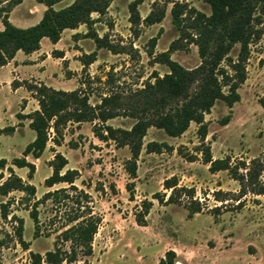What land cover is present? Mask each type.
Segmentation results:
<instances>
[{
  "label": "rangeland",
  "instance_id": "obj_1",
  "mask_svg": "<svg viewBox=\"0 0 264 264\" xmlns=\"http://www.w3.org/2000/svg\"><path fill=\"white\" fill-rule=\"evenodd\" d=\"M74 1L62 0L54 8H65ZM108 1L106 11L93 13L89 24L65 30L55 50L50 42L44 45L42 72L48 86L69 92L81 90L92 107L100 105L103 97L113 96V101L103 110L114 111L119 116L106 123L99 120L68 123L60 146L54 143L55 133L51 131L43 155L39 159L27 158L36 167L32 179L28 168H17L11 162L16 157L22 158L26 146L35 139V132L27 127L15 135L0 133V159H7V167L12 166L18 177L36 187V196L30 201L25 199V193L18 191L7 197L0 196V205L11 203L7 220L1 217L0 210V239L6 240L5 246L0 248V264H31L29 251L6 236L7 233L12 235L16 225L11 220L13 214L24 219V239L31 243L30 249L45 254L54 248L56 232L76 211V201L86 205V200L75 191H69L70 198L62 193L40 204L43 233L34 238V223L30 218L33 203L47 192L69 187L67 184L46 187L45 181L53 175L58 162L56 154L68 160L63 172L78 171L75 185L88 194L90 207L102 219L94 237L93 255L81 257L80 261L159 264L166 252L174 250L176 264H264V195L242 196L239 182L227 171L211 173L203 160L207 147L214 159L230 157L232 163L249 162L264 153V107L261 104L264 99V25L261 38L250 46L247 80L239 88L240 102L232 109L223 101L216 102L211 113L205 116L208 136L204 142L196 123H191L178 138L150 127L137 162V174L133 177L127 171L131 158L129 148L117 146L115 141H100L94 130L101 132L103 125L131 129L135 120L126 115L132 105L136 103L141 107L144 102L143 96L133 98V93L169 71L161 61L171 44L180 38L171 15L175 3L205 14H210V7L205 0H145L138 6L140 22L135 25L130 9L134 0ZM0 3L3 7L12 4L10 19L19 28L38 24L47 10L37 0H21L17 5L14 0H0ZM151 14L159 20L147 21ZM97 37L100 45L96 43ZM178 45L179 49L170 53L171 59L187 69L196 68L200 64L197 47L185 41ZM238 51L237 45L230 55L235 57ZM89 61L93 62L85 67L84 63ZM26 83L39 86L40 82L32 79ZM10 110L4 121L2 119V124L8 127L12 124L11 115L15 114ZM230 114L229 124L223 126L221 121ZM152 143L163 146L161 152H151ZM3 174L0 183L9 177L7 170ZM167 181L177 183L174 192L166 188ZM146 202L151 203L150 210L141 224L137 219L144 213ZM194 210L199 212L192 213ZM46 231H50L49 237L45 236Z\"/></svg>",
  "mask_w": 264,
  "mask_h": 264
},
{
  "label": "trees",
  "instance_id": "obj_2",
  "mask_svg": "<svg viewBox=\"0 0 264 264\" xmlns=\"http://www.w3.org/2000/svg\"><path fill=\"white\" fill-rule=\"evenodd\" d=\"M62 0H37L44 4L47 10L41 21L28 28H19L10 21L11 5L3 7L0 3V20L4 30L0 31V67L7 65L18 51L31 54L41 49V42L47 38L57 44L67 29H77L81 24H89L93 13L102 14L109 5L108 0H75L69 6L55 9L54 6ZM145 0H134L130 5L133 24L140 22L138 6ZM210 7V14L188 9L187 6L175 3L171 10L172 21L179 31L180 38L173 42L168 52L162 55V63L169 71L163 76H156L154 83H149L144 89L133 93V98L143 96L141 107L138 104L131 106L126 116L135 120L131 129H115L103 125L102 131L94 130L95 136L102 142L115 141L117 146L128 147L131 158L127 163V171L133 177L137 174V162L140 157L144 138L150 127L163 130L169 137L178 138L190 127L191 123L199 126V135L203 142L208 136V125L205 116L211 113L216 102L223 101L230 109L240 102L239 88L247 80V64L250 58L252 43L258 41L264 25V0H205ZM21 0H14L20 4ZM13 4V5H14ZM147 21L155 23L154 14L147 17ZM185 41L194 44L198 49L200 64L193 69H187L170 57V53L179 49V43ZM99 37L96 43L100 45ZM239 46L237 55L231 56L235 46ZM93 61L85 62V67ZM28 84V83H27ZM26 84V86H27ZM16 86V83H15ZM33 97L39 103V110L29 114H18V119H30V128L35 132V139L23 151L22 158L12 160V166L28 168L29 178L32 179L36 171L28 157L39 159L50 141L51 131H54V143L61 145L63 130L68 123L91 122L99 120L106 123L119 116L116 112L103 108L111 103L113 96L103 97L101 104L95 107L89 105L88 97L82 96L81 90L66 92L56 90L45 84L27 86ZM264 107V99H261ZM129 109V110H130ZM232 115L221 121L223 126L229 124ZM14 127H7L0 133H13ZM151 152H161V145L152 143ZM153 146V148H152ZM204 163L209 165L211 173L227 171L232 179L239 182L242 196L251 193L264 195V153L251 159L249 162L238 160L232 163L230 157L214 159L209 147L204 149ZM58 161L54 165L53 175L46 179V187L52 188L58 184H67L53 192H47L42 199L35 201L31 207L30 218L34 223V238H39L42 223L39 219V205L57 198L64 193L70 198L69 191L79 192L86 205L77 200V209L68 217L67 224L58 232L54 248L45 254L33 252L31 243L24 239V219L12 215L11 220L16 223L12 235L7 233L8 239L16 241L25 251H29L31 264H89L87 259L80 261L81 257L88 258L93 255V241L102 222L101 217L94 214L89 205V196L85 191L79 190L75 185L78 171L63 170L68 160L61 154H56ZM8 166L7 159H0V180L4 179L3 171L9 172L0 183V196L7 197L11 192L18 191L26 194L25 199L30 201L36 196V187L26 183L18 177L12 166ZM167 189L177 188V183L166 182ZM159 200L160 197H156ZM173 194L170 197L172 200ZM151 203H144L145 211L137 219L144 222L150 210ZM10 202L1 203V217L7 220L10 216ZM199 212L194 210L192 213ZM46 231V237L50 236ZM6 240L0 239V248L5 246ZM70 244L68 248L66 245ZM177 254L174 250L166 252L159 264H176Z\"/></svg>",
  "mask_w": 264,
  "mask_h": 264
},
{
  "label": "crops",
  "instance_id": "obj_3",
  "mask_svg": "<svg viewBox=\"0 0 264 264\" xmlns=\"http://www.w3.org/2000/svg\"><path fill=\"white\" fill-rule=\"evenodd\" d=\"M39 5L41 6L43 4ZM10 21L12 22L11 19ZM2 30H4V26L0 20V31ZM48 42H50L49 39H43L41 42V49L31 54H25L23 51H18L13 60H11L7 65L0 67V131L8 127L7 125L5 126L2 124V119L4 121V116L10 109L11 114L12 111H15V114L11 115L12 124L10 126L15 128V131L13 132L14 135L23 128L30 127V119L27 118L20 120L17 118V115H29L39 110V103L33 97L32 92L28 90L26 82H31L32 79H34L40 82L39 85H47L42 72L44 61L41 56L43 54V47L44 45L49 44ZM59 43L60 41L57 44L50 42L53 48L52 50H55ZM60 90L66 92L70 91L65 88ZM74 90L76 89H72V91ZM33 103H35V105H32ZM31 106H33V109H30Z\"/></svg>",
  "mask_w": 264,
  "mask_h": 264
}]
</instances>
